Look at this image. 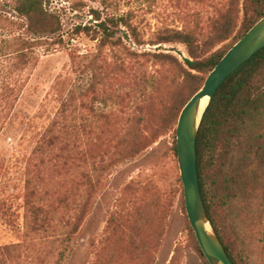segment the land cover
I'll return each mask as SVG.
<instances>
[{
  "label": "rangeland",
  "instance_id": "rangeland-1",
  "mask_svg": "<svg viewBox=\"0 0 264 264\" xmlns=\"http://www.w3.org/2000/svg\"><path fill=\"white\" fill-rule=\"evenodd\" d=\"M230 1L45 0L62 36L23 69L9 55L24 32L17 0H0V264H207L182 207L177 133L162 122L189 91L188 52L156 38L187 30L204 42ZM120 18L132 28L113 24ZM125 139L142 150L123 159ZM36 207L55 211L45 232L35 230ZM251 209L233 215L231 241L264 264L263 189Z\"/></svg>",
  "mask_w": 264,
  "mask_h": 264
},
{
  "label": "trees",
  "instance_id": "trees-1",
  "mask_svg": "<svg viewBox=\"0 0 264 264\" xmlns=\"http://www.w3.org/2000/svg\"><path fill=\"white\" fill-rule=\"evenodd\" d=\"M14 11L23 21L24 32L17 48L9 55L19 62V68L24 69L39 46L49 40L61 39V23L55 13L47 8L45 0H17ZM95 17L96 27L113 38L109 24L101 21L100 16ZM263 17L264 0H231L227 11L214 20L210 36L204 42L187 30H164L158 34L156 42L159 44L185 46L188 52V58L185 59L188 70H185V75L190 83L188 93L176 95L163 118V133L172 129L177 133L176 127L183 107L202 88L209 73L231 47ZM114 21L115 25L132 28L123 18ZM75 31L90 34L92 28L79 26ZM228 41L222 49L214 51L218 45ZM2 90L13 89L3 87ZM132 134L130 132L131 137ZM121 145L127 146L123 159L133 157L142 150L136 148L133 140L129 139H125ZM196 150L200 192L209 220L233 263L251 264L245 250L233 245L229 224L234 220V214L238 217L251 214L256 193L259 189L264 190V48L219 87L202 119ZM173 155L177 161V143L173 147ZM179 182L182 185V207L186 211L180 177ZM86 209L85 204L81 212L77 213L67 237L77 233L86 217ZM54 212L42 207L34 208L35 230L45 232L46 225L52 222L49 214ZM187 223L200 256L209 264L190 222ZM235 228L239 233L237 237L242 238L241 244L245 247V236L240 235L243 230L238 224Z\"/></svg>",
  "mask_w": 264,
  "mask_h": 264
},
{
  "label": "water",
  "instance_id": "water-1",
  "mask_svg": "<svg viewBox=\"0 0 264 264\" xmlns=\"http://www.w3.org/2000/svg\"><path fill=\"white\" fill-rule=\"evenodd\" d=\"M264 48V17L224 55L202 88L183 107L177 124V151L188 220L209 264H234L213 228L200 192L197 136L204 114L224 81ZM207 101L204 106V102Z\"/></svg>",
  "mask_w": 264,
  "mask_h": 264
},
{
  "label": "bare ground",
  "instance_id": "bare-ground-1",
  "mask_svg": "<svg viewBox=\"0 0 264 264\" xmlns=\"http://www.w3.org/2000/svg\"><path fill=\"white\" fill-rule=\"evenodd\" d=\"M207 101L204 102V106L206 105Z\"/></svg>",
  "mask_w": 264,
  "mask_h": 264
}]
</instances>
